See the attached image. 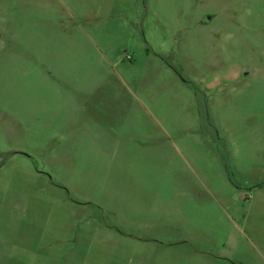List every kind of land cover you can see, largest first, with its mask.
I'll use <instances>...</instances> for the list:
<instances>
[{
	"label": "rangeland",
	"instance_id": "374dc122",
	"mask_svg": "<svg viewBox=\"0 0 264 264\" xmlns=\"http://www.w3.org/2000/svg\"><path fill=\"white\" fill-rule=\"evenodd\" d=\"M0 264H264V0H0Z\"/></svg>",
	"mask_w": 264,
	"mask_h": 264
}]
</instances>
